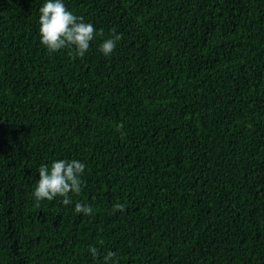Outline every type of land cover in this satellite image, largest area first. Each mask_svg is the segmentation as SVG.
Here are the masks:
<instances>
[{
    "label": "trees",
    "instance_id": "obj_1",
    "mask_svg": "<svg viewBox=\"0 0 264 264\" xmlns=\"http://www.w3.org/2000/svg\"><path fill=\"white\" fill-rule=\"evenodd\" d=\"M42 3L0 0V264H264V0H66L104 34L82 58ZM57 158L82 191L37 204Z\"/></svg>",
    "mask_w": 264,
    "mask_h": 264
},
{
    "label": "clouds",
    "instance_id": "obj_2",
    "mask_svg": "<svg viewBox=\"0 0 264 264\" xmlns=\"http://www.w3.org/2000/svg\"><path fill=\"white\" fill-rule=\"evenodd\" d=\"M39 42L48 53H56L68 49L77 57H84L97 36H103V31L97 29L93 23L86 22L84 17L78 16L68 9L66 0H43L39 7ZM122 34L115 28L110 29V35L104 38L98 46V51L105 57H110ZM122 127V125H121ZM86 164L79 159L57 158L48 163H42L37 172L39 179L32 191L37 204L41 201H53L62 198L64 206L73 204V196L81 193ZM115 210H124V205L117 203ZM77 214L91 215L93 208L89 204L75 203ZM93 259L102 255L103 264H118L116 253L108 250L101 254L96 246L88 248Z\"/></svg>",
    "mask_w": 264,
    "mask_h": 264
}]
</instances>
